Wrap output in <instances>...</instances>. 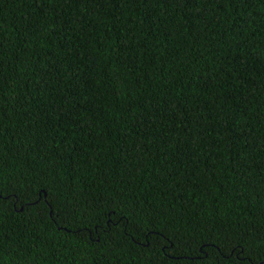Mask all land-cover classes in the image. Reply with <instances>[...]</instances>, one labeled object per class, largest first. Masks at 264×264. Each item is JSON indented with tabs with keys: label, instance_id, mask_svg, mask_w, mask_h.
Returning <instances> with one entry per match:
<instances>
[{
	"label": "trees",
	"instance_id": "trees-1",
	"mask_svg": "<svg viewBox=\"0 0 264 264\" xmlns=\"http://www.w3.org/2000/svg\"><path fill=\"white\" fill-rule=\"evenodd\" d=\"M0 264H264V0H0Z\"/></svg>",
	"mask_w": 264,
	"mask_h": 264
}]
</instances>
